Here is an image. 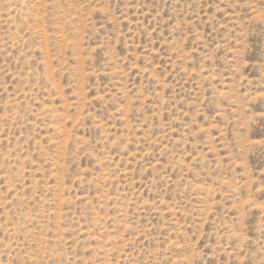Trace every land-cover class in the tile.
Listing matches in <instances>:
<instances>
[{"label":"rangeland","instance_id":"374dc122","mask_svg":"<svg viewBox=\"0 0 264 264\" xmlns=\"http://www.w3.org/2000/svg\"><path fill=\"white\" fill-rule=\"evenodd\" d=\"M0 264H264V0H0Z\"/></svg>","mask_w":264,"mask_h":264}]
</instances>
